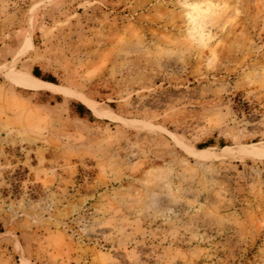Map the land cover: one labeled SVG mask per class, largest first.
<instances>
[{"label": "rangeland", "instance_id": "1", "mask_svg": "<svg viewBox=\"0 0 264 264\" xmlns=\"http://www.w3.org/2000/svg\"><path fill=\"white\" fill-rule=\"evenodd\" d=\"M0 264H264V0H0Z\"/></svg>", "mask_w": 264, "mask_h": 264}, {"label": "bare ground", "instance_id": "2", "mask_svg": "<svg viewBox=\"0 0 264 264\" xmlns=\"http://www.w3.org/2000/svg\"><path fill=\"white\" fill-rule=\"evenodd\" d=\"M23 54L27 53L31 50L33 44L31 40H28L26 44L24 45ZM21 86L24 89L30 90V91H40V90H49L53 86L47 83L38 82V81H25L21 84ZM93 108V106H92ZM99 113V112H98ZM262 152V151H261Z\"/></svg>", "mask_w": 264, "mask_h": 264}]
</instances>
